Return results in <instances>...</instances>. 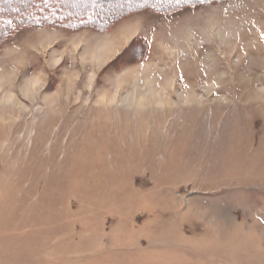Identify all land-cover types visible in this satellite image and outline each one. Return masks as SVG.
I'll return each mask as SVG.
<instances>
[{
  "label": "rangeland",
  "instance_id": "1",
  "mask_svg": "<svg viewBox=\"0 0 264 264\" xmlns=\"http://www.w3.org/2000/svg\"><path fill=\"white\" fill-rule=\"evenodd\" d=\"M142 1L0 21V264H264V0Z\"/></svg>",
  "mask_w": 264,
  "mask_h": 264
},
{
  "label": "trees",
  "instance_id": "2",
  "mask_svg": "<svg viewBox=\"0 0 264 264\" xmlns=\"http://www.w3.org/2000/svg\"><path fill=\"white\" fill-rule=\"evenodd\" d=\"M51 1V2H50ZM176 3L174 4H181L185 0H175ZM190 1H196V0H190ZM159 2V1H157ZM149 0H143L142 4L146 5L149 4ZM162 3V2H161ZM140 4V2H136V0H131V2H128V4L123 5H137ZM152 4V3H151ZM2 6V7H1ZM0 8V21H4V26L6 27L8 24L12 27H16V20L18 21H28L27 19H40L41 14L44 13V15L47 17H50L52 19H59V20H66L70 19L71 23H94L97 21H105L107 19H99L101 16L99 13L97 14L96 9L94 7L86 8L83 11H70L65 5H61L60 3L56 4L52 2V0H43L36 3H31L29 6L25 8V10H21V7H18V13L16 14L14 11H11L9 8L3 6L1 4ZM122 7V6H121ZM132 7V6H131ZM13 8V7H12ZM9 10L10 14L6 13L5 10ZM50 13V14H49ZM72 17V19H71ZM67 20V21H68ZM1 23V22H0Z\"/></svg>",
  "mask_w": 264,
  "mask_h": 264
}]
</instances>
